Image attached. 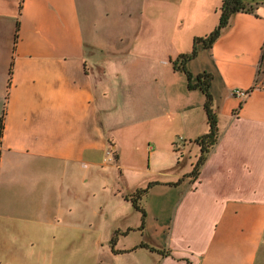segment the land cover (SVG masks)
I'll return each instance as SVG.
<instances>
[{
    "label": "crops",
    "instance_id": "obj_1",
    "mask_svg": "<svg viewBox=\"0 0 264 264\" xmlns=\"http://www.w3.org/2000/svg\"><path fill=\"white\" fill-rule=\"evenodd\" d=\"M13 1L0 0V28L11 24L0 35V162L14 153L15 180L27 186L43 170L26 163L49 159L55 198L48 214L36 215L30 250L11 248L0 264H256L264 241V0H247L252 9L235 12L188 62L194 77L213 75L219 117V139L197 177L190 173L201 153L196 139L209 131L206 97L172 59L215 28L222 0H130L107 40L93 35L92 0H19L18 12ZM144 137L160 143L149 149L151 162L159 152L164 158L161 179L134 187L157 182L145 218L131 225L120 217L97 230L94 214L78 212L88 192L78 165L102 166L106 153L145 171L136 159ZM21 216L17 233L27 242ZM31 250L37 262L26 260Z\"/></svg>",
    "mask_w": 264,
    "mask_h": 264
},
{
    "label": "rangeland",
    "instance_id": "obj_2",
    "mask_svg": "<svg viewBox=\"0 0 264 264\" xmlns=\"http://www.w3.org/2000/svg\"><path fill=\"white\" fill-rule=\"evenodd\" d=\"M18 4L19 0L13 1L14 6H12L17 12ZM249 5L251 7L253 6L252 3ZM130 7V0H92V15L95 19V26L92 29L93 35H97V38L109 39L114 30L113 25L115 23L113 21L116 20L119 11ZM9 26L11 24L6 21V28H0L2 30L0 35L7 36ZM4 78L0 76V116L5 115L6 106L5 97L7 87ZM259 80L264 81V59L261 64ZM175 141L181 143V137L177 136ZM138 144L140 153L136 159L141 161L145 171L130 168V158L125 156L118 163L115 159L109 161L106 158V153L102 166L99 165L98 167L91 168L89 162L86 166L83 164L78 165V171L81 170L82 175L85 173L83 171H86V179L88 181L85 210H78V212H87L89 215L94 214L95 225L98 224V226L96 225L97 230L102 229V224L106 225L107 222H112V219L118 220L120 217L127 218L131 225L137 223L138 219L142 220L143 213L135 208L132 201L127 200L125 196L133 194L138 189L134 187L142 184L145 177L161 179V175L164 174L162 172L164 166L163 153L159 152L155 154L152 157V162L149 153V149H158L160 143L150 141L148 137H144ZM12 154H6L4 161L0 162V261H5L8 256L14 255V253H10L11 248L24 245V247L28 248L26 250H30L29 247L32 243L31 236L39 227L36 215L40 212L48 214L50 212V205L55 198L54 193L50 189L53 183L52 174L50 173L53 163L49 159H38L36 161H30V163L27 162L26 164L41 167L43 172L39 174V180L36 179V181H33L36 185L31 182L30 185L26 186L22 181L17 182L15 180V164L17 163V159ZM33 175L31 174V176ZM96 183L103 185V187L101 189L96 188ZM144 187L146 186L140 188ZM160 188L157 187L155 190L158 191ZM147 199L146 194L140 200L142 208H144ZM21 215H25L27 220L26 225L29 231L27 242H23V237L17 233V225L21 221L19 220L22 217ZM94 234V228L87 230L85 236L88 243H90ZM36 255L31 250V252L25 254V258L27 261L37 262ZM51 258L52 254L49 253L46 258L44 256V259L41 260L46 262L51 260ZM256 264H264V241Z\"/></svg>",
    "mask_w": 264,
    "mask_h": 264
},
{
    "label": "trees",
    "instance_id": "obj_3",
    "mask_svg": "<svg viewBox=\"0 0 264 264\" xmlns=\"http://www.w3.org/2000/svg\"><path fill=\"white\" fill-rule=\"evenodd\" d=\"M251 9L252 7L249 5L247 0H222V3L220 5L219 22L215 26V28L204 36H196L194 38V46L191 51L180 53L176 58L172 59L174 68L183 70L187 74L188 87L190 89H195V88L201 89L206 97L204 107L208 118L209 131L203 135H200L196 139V143L200 146L201 153L197 162L194 164L190 176L197 177L199 175L200 170L202 166L205 164L211 149L214 147V145L217 143L219 139V117L217 110L214 107V98H213V93L211 91V82L213 79V75L210 72L204 71L198 73L196 77H194L193 73L188 68V62L190 59H192L197 55L198 43H202L205 47H210L219 37L223 28H225L229 24L231 17L235 12L241 10H251ZM18 25H19V20L17 21V28ZM16 37H17V33H16ZM263 59H264V49L259 63V73ZM11 72H12V67L10 68V74ZM256 85L257 83H255L253 87H255ZM3 130H4V115L0 116V143L3 137ZM156 183L157 182L152 181L146 187L138 188L133 194L125 196L127 200L132 201L135 208H137L143 213V219L146 216V211L140 205V200L148 193L150 188ZM115 241L116 239L115 237H113L111 243L114 244Z\"/></svg>",
    "mask_w": 264,
    "mask_h": 264
},
{
    "label": "built area",
    "instance_id": "obj_4",
    "mask_svg": "<svg viewBox=\"0 0 264 264\" xmlns=\"http://www.w3.org/2000/svg\"><path fill=\"white\" fill-rule=\"evenodd\" d=\"M248 93L245 89H237L236 94L239 95V97H245V95Z\"/></svg>",
    "mask_w": 264,
    "mask_h": 264
}]
</instances>
